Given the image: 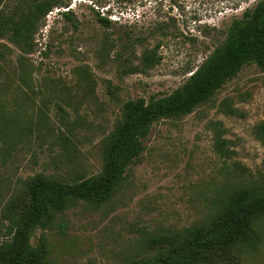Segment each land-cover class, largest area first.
<instances>
[{"label":"rangeland","instance_id":"1","mask_svg":"<svg viewBox=\"0 0 264 264\" xmlns=\"http://www.w3.org/2000/svg\"><path fill=\"white\" fill-rule=\"evenodd\" d=\"M259 1L72 0L53 8L35 34L24 59L30 87L19 80L20 49L0 39V242L26 206L31 177L73 182L99 173L102 141L122 104L183 85ZM68 8L70 18L62 15ZM223 102L236 112L226 113ZM262 120L264 68L250 63L214 101L155 121L111 200L71 204L48 228H36L31 242H44L53 264H129L156 254L162 242L153 240L202 219L226 184L264 180V146L253 133ZM259 229L258 247L238 264H264V220Z\"/></svg>","mask_w":264,"mask_h":264},{"label":"trees","instance_id":"2","mask_svg":"<svg viewBox=\"0 0 264 264\" xmlns=\"http://www.w3.org/2000/svg\"><path fill=\"white\" fill-rule=\"evenodd\" d=\"M4 1L0 0V39L20 49L19 80L30 87L31 74L24 59L35 49V34L53 8H67L72 0H14L9 9L4 8ZM100 1L104 0H96ZM62 15L70 18L73 11L68 8ZM97 19L106 26L110 24L99 11ZM150 56L143 55L146 66L151 64ZM250 63L264 68V0L233 20L224 42L183 85L165 96L129 99L122 104L121 118L102 141L103 166L99 173L73 182L42 173L31 177L26 206L13 217L10 237L0 242V264H53L45 243L31 242L33 231L48 228L58 211L77 201L99 206L111 200L124 181L127 168L143 153L144 139L155 121L187 115L214 101L219 89ZM222 105L226 113L236 112L229 102ZM253 133L264 146V120L254 126ZM211 204V211L199 221L155 238L153 241L162 242L156 254L129 264H238L245 250L257 248L261 241L264 180L256 184H226Z\"/></svg>","mask_w":264,"mask_h":264},{"label":"built area","instance_id":"3","mask_svg":"<svg viewBox=\"0 0 264 264\" xmlns=\"http://www.w3.org/2000/svg\"><path fill=\"white\" fill-rule=\"evenodd\" d=\"M105 15H108V14H106V13H104Z\"/></svg>","mask_w":264,"mask_h":264}]
</instances>
